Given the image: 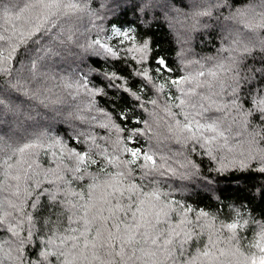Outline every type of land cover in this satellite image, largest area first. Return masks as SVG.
Listing matches in <instances>:
<instances>
[{
	"label": "clouds",
	"instance_id": "1",
	"mask_svg": "<svg viewBox=\"0 0 264 264\" xmlns=\"http://www.w3.org/2000/svg\"><path fill=\"white\" fill-rule=\"evenodd\" d=\"M0 264H264V0H0Z\"/></svg>",
	"mask_w": 264,
	"mask_h": 264
},
{
	"label": "trees",
	"instance_id": "2",
	"mask_svg": "<svg viewBox=\"0 0 264 264\" xmlns=\"http://www.w3.org/2000/svg\"><path fill=\"white\" fill-rule=\"evenodd\" d=\"M99 63V62H97ZM222 194H224L226 197L232 196V195H237L241 196L242 195V190L241 189H233L231 186L225 187L222 190Z\"/></svg>",
	"mask_w": 264,
	"mask_h": 264
}]
</instances>
